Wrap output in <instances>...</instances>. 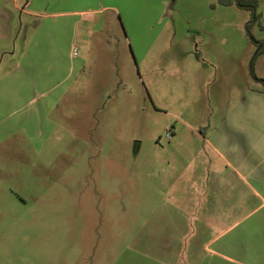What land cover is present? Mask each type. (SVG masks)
Wrapping results in <instances>:
<instances>
[{
    "label": "rangeland",
    "instance_id": "obj_1",
    "mask_svg": "<svg viewBox=\"0 0 264 264\" xmlns=\"http://www.w3.org/2000/svg\"><path fill=\"white\" fill-rule=\"evenodd\" d=\"M14 1L0 0V74L24 51L49 54L52 108L23 107L26 91L0 105V264H264V209L231 164L238 146L230 163L209 144L240 146L243 118H264L252 90L264 0L251 33V12L219 0H34L52 12L37 27ZM197 185L217 198L213 227L193 214ZM162 212L185 224L179 260L145 246ZM213 246L237 261L210 258Z\"/></svg>",
    "mask_w": 264,
    "mask_h": 264
},
{
    "label": "crops",
    "instance_id": "obj_2",
    "mask_svg": "<svg viewBox=\"0 0 264 264\" xmlns=\"http://www.w3.org/2000/svg\"><path fill=\"white\" fill-rule=\"evenodd\" d=\"M15 7L20 9L21 11L35 16L39 17V21L36 24V27L41 25L42 20L45 19H52V12H45L44 10H40L38 8V5H34V0H15ZM105 7H111V6H105ZM85 10H82L81 12H84ZM74 12H79L78 10H73ZM9 25V20H6L5 26ZM34 38L31 39V41ZM34 41V40H33ZM45 43L49 42V44H52V34L50 36L45 38ZM39 43V41H35ZM52 48V45H51ZM41 49H46V47H43ZM77 50V47L74 48V51ZM74 51L72 52V55H74ZM8 51L3 52L0 55V70H1V61ZM44 58V62H42V59ZM49 54L48 56H44V53L40 50H34V51H28L23 52V55L20 56L17 63L12 67L8 69L5 73L0 74V97L2 94H7V96L3 97V101H0V105L3 103H9L12 100H15L16 97L20 96L23 91H26L24 94L25 98H22L24 100V106H44L46 108L45 114L47 111L52 108V103L50 105L49 102H47L46 98L49 96L50 92L52 91V64H49L45 60H50ZM7 76L5 79L3 78L4 75ZM5 82L2 84V81ZM7 84L4 87V84ZM257 86L256 88L253 87V91L256 93L264 92V87ZM5 90V92H3ZM31 92H37V95L31 94ZM30 94V95H29ZM248 95V94H247ZM44 99V102L42 105H40V100ZM247 100V96H246ZM263 104L264 101L260 100V106L263 110ZM253 105L255 106V109L257 110V113H259L260 107H259V100L256 99V101H253ZM33 112V111H32ZM31 112V113H32ZM250 117L252 119V122H250ZM243 118V123L239 129V133H241V142L240 146L238 142L233 141L231 139V145L230 148H228V145L225 144V148H221L218 144L216 145L213 143V141L210 139L209 144L214 147V149L219 153L221 157L226 159L228 162H230L228 156L232 151L233 147L238 146V151L235 153H239L240 159L238 163H231L234 166V171L240 176V179L242 180V183L245 188L249 189L251 191L252 196L259 202V205L257 208L260 207V209H264V118L262 116H259L257 114L256 116H250ZM227 122V121H226ZM226 124V123H225ZM238 127V126H237ZM232 128V129H231ZM229 127L228 123L225 125L224 129L225 132L223 134L224 140H229L228 135H231L230 131H233V127ZM20 129V128H19ZM238 131V130H237ZM263 140V141H262ZM252 145L254 149L256 150V160H254L252 157L250 158V151L249 145ZM256 147V148H255ZM255 156V155H254ZM262 165V166H261ZM195 184V183H194ZM194 186V185H193ZM204 190L200 188V186L197 185L196 189L193 191V202L195 204L194 209V215L196 217V220L200 223L203 221L208 227L215 226V222L221 220L222 216H219L217 214L216 209L214 207L217 203L216 197H207L205 196ZM256 208V209H257ZM255 209V210H256ZM247 213L246 216H248L251 212ZM264 211V210H263ZM226 214V212L224 211ZM264 213V212H263ZM177 214L171 213V212H165L160 213V219H162V236L161 238L156 242L153 240V242L150 245H145L146 248L149 250H160L162 252L163 257L165 258H173L176 256L182 258V254L179 256V252H182V248H179V235L183 234V231L185 229V224L183 222L182 218H179L178 216H175ZM240 220H236L233 222L225 231L217 234L211 242L213 243L216 241L217 236H222V234H228L230 230H232L234 227L238 226ZM199 232L200 230L198 227L196 228ZM198 233L194 234L197 235ZM260 238L255 242V244L261 245V248L264 250V236L261 232L259 234ZM218 241V240H217ZM193 245V251L198 250V245L195 246V243ZM144 246V247H145ZM243 250L245 251V245L242 243ZM213 248L210 255V258L216 257V255H219L226 261H237L235 257L232 255L220 252L218 251L214 246L210 247ZM251 250V249H249ZM150 257V256H146ZM148 259V258H146ZM150 260V259H149ZM215 260V259H214ZM151 263L154 262V260H150ZM179 262V261H177Z\"/></svg>",
    "mask_w": 264,
    "mask_h": 264
},
{
    "label": "trees",
    "instance_id": "obj_3",
    "mask_svg": "<svg viewBox=\"0 0 264 264\" xmlns=\"http://www.w3.org/2000/svg\"><path fill=\"white\" fill-rule=\"evenodd\" d=\"M219 2L224 5H231L235 3L239 7L249 10L251 12V19L247 23V31L249 33H251L250 29L253 24H255L261 17V14L258 12L259 0H219ZM261 51L262 50L260 49L258 53H260Z\"/></svg>",
    "mask_w": 264,
    "mask_h": 264
},
{
    "label": "built area",
    "instance_id": "obj_4",
    "mask_svg": "<svg viewBox=\"0 0 264 264\" xmlns=\"http://www.w3.org/2000/svg\"><path fill=\"white\" fill-rule=\"evenodd\" d=\"M77 53H78V51H77V50H75V51H74V55H77Z\"/></svg>",
    "mask_w": 264,
    "mask_h": 264
}]
</instances>
